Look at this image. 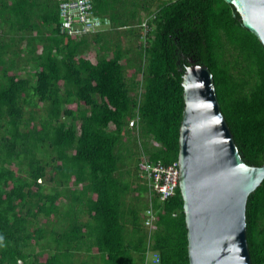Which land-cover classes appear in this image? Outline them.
<instances>
[{
	"label": "trees",
	"instance_id": "obj_1",
	"mask_svg": "<svg viewBox=\"0 0 264 264\" xmlns=\"http://www.w3.org/2000/svg\"><path fill=\"white\" fill-rule=\"evenodd\" d=\"M63 1L0 0V264H190L180 188L160 202L131 166L178 161L190 60L263 165L264 46L225 0H92L112 26L82 36L60 33ZM246 220L264 264V181Z\"/></svg>",
	"mask_w": 264,
	"mask_h": 264
},
{
	"label": "water",
	"instance_id": "obj_2",
	"mask_svg": "<svg viewBox=\"0 0 264 264\" xmlns=\"http://www.w3.org/2000/svg\"><path fill=\"white\" fill-rule=\"evenodd\" d=\"M264 46V0H225ZM182 76L180 182L190 264H252L246 211L264 164L242 158L209 67L190 60Z\"/></svg>",
	"mask_w": 264,
	"mask_h": 264
},
{
	"label": "built area",
	"instance_id": "obj_3",
	"mask_svg": "<svg viewBox=\"0 0 264 264\" xmlns=\"http://www.w3.org/2000/svg\"><path fill=\"white\" fill-rule=\"evenodd\" d=\"M61 16L60 33L70 36L98 33L109 28L112 24L109 17L95 13L92 0H65L61 4ZM150 19L143 23L146 31ZM133 125L134 121L130 123L131 127ZM138 175L140 180L148 185L152 196L158 197L161 202L170 200L178 192L180 182L179 161L166 165L160 160L152 161L147 155L143 154L138 164ZM154 218V209H148L144 221L145 227L151 229ZM153 257L157 263L160 261L159 255L154 254Z\"/></svg>",
	"mask_w": 264,
	"mask_h": 264
},
{
	"label": "rangeland",
	"instance_id": "obj_4",
	"mask_svg": "<svg viewBox=\"0 0 264 264\" xmlns=\"http://www.w3.org/2000/svg\"><path fill=\"white\" fill-rule=\"evenodd\" d=\"M156 4H154V8L152 10H155L156 9ZM144 17H145V20L148 19L147 16L144 15ZM128 167H129V165H128ZM131 171H132V175H133V178H131V180L134 182V185L137 186L139 182H142L140 180H137V178H136V175H138V173H137V167L135 165H132L131 166ZM154 262H156V261L154 260ZM149 264H155V263L149 262Z\"/></svg>",
	"mask_w": 264,
	"mask_h": 264
},
{
	"label": "crops",
	"instance_id": "obj_5",
	"mask_svg": "<svg viewBox=\"0 0 264 264\" xmlns=\"http://www.w3.org/2000/svg\"><path fill=\"white\" fill-rule=\"evenodd\" d=\"M154 8V7H153ZM149 17V16H148ZM151 18V17H150ZM144 20H145V17H144ZM111 26H112V24H111ZM111 26L109 27V28H106V29H103V30H101L100 32H104V31H107V30H109L110 28H111ZM147 185V184H146ZM147 187H148V185H147ZM149 188V187H148ZM159 199V198H158ZM160 201V200H159ZM161 202V201H160Z\"/></svg>",
	"mask_w": 264,
	"mask_h": 264
},
{
	"label": "clouds",
	"instance_id": "obj_6",
	"mask_svg": "<svg viewBox=\"0 0 264 264\" xmlns=\"http://www.w3.org/2000/svg\"><path fill=\"white\" fill-rule=\"evenodd\" d=\"M148 19H149V17H148ZM148 19H146V20H148ZM146 20H144V22H145ZM144 22H143V23H144ZM89 34H91V33H89ZM93 34H95V33H93ZM154 254H155V253H153V256H154ZM152 260H154V257H153V259L151 258V261H152ZM155 264H160V261H159L158 263L155 262Z\"/></svg>",
	"mask_w": 264,
	"mask_h": 264
},
{
	"label": "bare ground",
	"instance_id": "obj_7",
	"mask_svg": "<svg viewBox=\"0 0 264 264\" xmlns=\"http://www.w3.org/2000/svg\"><path fill=\"white\" fill-rule=\"evenodd\" d=\"M61 1V0H60ZM63 1V0H62ZM64 2V1H63ZM93 2V1H92ZM94 4V3H93ZM95 11V13H96V10H94ZM60 14V13H59ZM62 21V20H61ZM61 26V25H60Z\"/></svg>",
	"mask_w": 264,
	"mask_h": 264
}]
</instances>
